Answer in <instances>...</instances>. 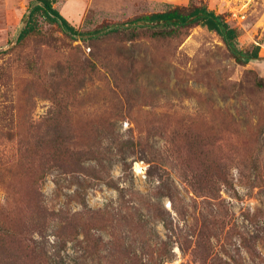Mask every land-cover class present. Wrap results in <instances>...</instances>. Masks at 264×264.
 Returning a JSON list of instances; mask_svg holds the SVG:
<instances>
[{
  "label": "rangeland",
  "instance_id": "obj_1",
  "mask_svg": "<svg viewBox=\"0 0 264 264\" xmlns=\"http://www.w3.org/2000/svg\"><path fill=\"white\" fill-rule=\"evenodd\" d=\"M29 1L0 0V264H264V0H55L80 30L205 3L246 65L199 26L13 48Z\"/></svg>",
  "mask_w": 264,
  "mask_h": 264
},
{
  "label": "trees",
  "instance_id": "obj_2",
  "mask_svg": "<svg viewBox=\"0 0 264 264\" xmlns=\"http://www.w3.org/2000/svg\"><path fill=\"white\" fill-rule=\"evenodd\" d=\"M55 0H30L22 18L13 48L41 34L42 23L57 27L70 40L90 43L105 38L119 37L133 41L141 37L174 39L186 36L194 27H204L215 33L232 58L239 65L260 60V46L254 44L249 49L240 47V31L232 26L223 15L209 9L205 3L189 6H168L164 10L141 14L126 21L107 24L91 30H80L72 25L54 6ZM11 48V49H13ZM10 49V50H11ZM9 50V51H10ZM8 53L3 51L2 54Z\"/></svg>",
  "mask_w": 264,
  "mask_h": 264
},
{
  "label": "crops",
  "instance_id": "obj_3",
  "mask_svg": "<svg viewBox=\"0 0 264 264\" xmlns=\"http://www.w3.org/2000/svg\"><path fill=\"white\" fill-rule=\"evenodd\" d=\"M66 18V17H65Z\"/></svg>",
  "mask_w": 264,
  "mask_h": 264
}]
</instances>
